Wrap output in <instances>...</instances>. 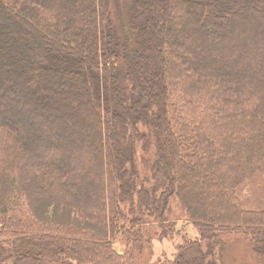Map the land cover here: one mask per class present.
<instances>
[{"label":"trees","instance_id":"1","mask_svg":"<svg viewBox=\"0 0 264 264\" xmlns=\"http://www.w3.org/2000/svg\"><path fill=\"white\" fill-rule=\"evenodd\" d=\"M263 179L264 0H0V264H132L173 198L264 264Z\"/></svg>","mask_w":264,"mask_h":264},{"label":"rangeland","instance_id":"2","mask_svg":"<svg viewBox=\"0 0 264 264\" xmlns=\"http://www.w3.org/2000/svg\"><path fill=\"white\" fill-rule=\"evenodd\" d=\"M140 153L139 150L136 166L141 173L146 174L145 165L141 158L143 153ZM152 153L153 149L150 150L148 156ZM257 182H245L236 191L239 204L245 211H264V179L261 184H256ZM173 199L169 205L167 219L170 222H167V228L163 229L156 222L145 223L143 228L139 225L144 233L145 242L140 253L131 251L132 264H178L179 260L185 262L188 259L187 250L182 251L183 249L180 247L184 245L186 240L197 241V248L192 249L193 252L188 259L190 264H260L257 258H254L255 256L250 253L246 244L247 239L244 237L217 234V237L214 236L216 240H209V242L200 240L197 229L180 214L178 200ZM168 229H170V234L162 235L163 231ZM228 240L231 242L230 244L227 243ZM109 241L113 242L112 246L120 253H124L129 248L127 243L119 237ZM227 246L230 250L228 256ZM222 251H224L223 255H220ZM193 259L197 260L192 261Z\"/></svg>","mask_w":264,"mask_h":264}]
</instances>
